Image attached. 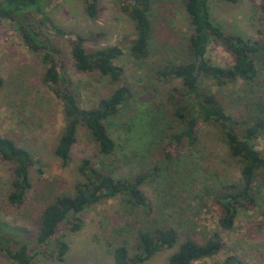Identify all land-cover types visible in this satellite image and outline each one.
Segmentation results:
<instances>
[{
  "label": "rangeland",
  "instance_id": "374dc122",
  "mask_svg": "<svg viewBox=\"0 0 264 264\" xmlns=\"http://www.w3.org/2000/svg\"><path fill=\"white\" fill-rule=\"evenodd\" d=\"M151 54L138 63L129 54L134 38L133 24L121 9V0H97V12L90 18L82 0H46L43 11L48 24L38 28L59 52L61 71L79 106L89 108L113 89L106 76L97 71L76 69L70 54V42L79 35L86 51L115 45L120 54L113 64L120 68L119 83L129 88V97L114 115L105 120L106 129L115 143L113 153L101 155L88 130L78 126L65 165L55 156L56 140L64 126L61 102L41 81L43 67L38 57L24 46L14 21L0 20V135L26 148L36 161L29 168L30 187L22 202H8L12 164L0 158V226L14 231L17 243L32 244L39 225V213L55 196L72 195L74 186L83 181L78 172L80 160L86 157L92 165L104 167L119 177L155 167L153 179L141 190L145 206L134 207L122 196L99 201L83 210L81 227L74 232L63 230L61 239L67 245L63 260L36 252L29 264H111L112 248L124 244L134 252L137 228L170 227L184 237L202 241L218 231L223 248L214 256L189 264H219L226 256L239 264H264V186L256 187V200L247 209H239L230 230L217 226L221 209L213 195L225 183L238 179V167L229 158L225 145L211 126L197 123L196 140L176 157L165 158L166 140L179 123L166 101L178 80L160 81L149 73L151 66L176 62L183 58L190 33L182 0H150ZM260 0H208L211 19L224 31L251 38L264 33V18L258 10ZM205 58L220 66L232 63L231 54L222 46L209 43ZM203 86L218 96L225 109L233 114L248 101L264 103V63L255 79L247 84L237 80L217 87L210 80ZM177 123V124H176ZM166 145V146H165ZM254 147L264 154V131ZM31 245V246H30ZM164 248L142 264H167L174 251ZM52 248V247H51ZM0 264H14L5 254Z\"/></svg>",
  "mask_w": 264,
  "mask_h": 264
},
{
  "label": "trees",
  "instance_id": "16d2710c",
  "mask_svg": "<svg viewBox=\"0 0 264 264\" xmlns=\"http://www.w3.org/2000/svg\"><path fill=\"white\" fill-rule=\"evenodd\" d=\"M46 0H0V20L14 21L19 36L31 53L42 65L41 81L61 102L64 126L54 145V154L63 165L68 161L70 149L75 142L78 126H84L94 141L97 151L107 156L113 153L115 143L110 137L105 120L117 112L119 105L129 97V88L121 83L120 68L113 60L120 54L115 45H108L92 51L83 47V39L76 35L70 42V54L77 70L97 71L106 76L112 91L100 97L96 104L83 108L76 101L74 93L66 85L59 62V52L38 28L48 24L43 5ZM235 2L236 0H223ZM84 11L93 18L97 12V0H82ZM121 9L133 24L134 38L129 54L138 63L145 62L151 54L150 0H121ZM190 33L183 58L176 62H165L151 66L149 73L160 81L178 80L166 96L172 116L179 125L166 140L165 158L176 157L186 146L196 140L197 123L211 126L225 145L230 159L238 167V179L222 184L213 195V202L221 209L217 226L230 230L239 209H247L256 200V187L264 186V154L254 147L256 138L264 131V103L248 101L237 114L228 112L218 96L203 86L210 80L217 87L233 84L237 80L251 83L259 65L264 63V33L251 38L224 31L210 16L208 0H182ZM260 17L264 18V0L259 1ZM209 43L222 46L232 56V63L220 66L205 58ZM3 79L0 77V87ZM176 123V124H177ZM0 158L12 164V179L7 200L19 205L30 187L29 168L36 162L30 152L7 136L0 135ZM155 167L143 169L130 177H119L103 165L95 166L86 157L81 158L78 172L83 181L75 184L72 195L60 194L46 204L39 213V227L34 233L32 246L17 243L14 231H3L0 226V255L5 254L14 264H29L36 252L47 253L54 260H63L67 243L61 239L63 230L77 231L81 227L79 214L91 205L122 196L131 206L146 205L141 185L155 176ZM178 234L170 227L152 229L137 228L134 233V252L129 253L124 244L112 248L111 264H142L150 256L164 248L175 249L167 257V264H189L192 261L212 257L222 248L218 231L209 237L196 241L186 236L177 242ZM31 246V245H30ZM52 247V248H51ZM219 264H239L238 259L226 256Z\"/></svg>",
  "mask_w": 264,
  "mask_h": 264
}]
</instances>
